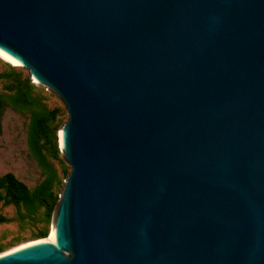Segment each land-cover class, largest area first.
<instances>
[{
	"label": "water",
	"instance_id": "obj_1",
	"mask_svg": "<svg viewBox=\"0 0 264 264\" xmlns=\"http://www.w3.org/2000/svg\"><path fill=\"white\" fill-rule=\"evenodd\" d=\"M0 55L70 169L0 264H264V0H0Z\"/></svg>",
	"mask_w": 264,
	"mask_h": 264
},
{
	"label": "rangeland",
	"instance_id": "obj_2",
	"mask_svg": "<svg viewBox=\"0 0 264 264\" xmlns=\"http://www.w3.org/2000/svg\"><path fill=\"white\" fill-rule=\"evenodd\" d=\"M19 89L45 109L44 132L40 138L45 165L42 166L28 149L29 113L5 106L0 116V177L12 174L29 190H33L51 170L54 184L52 196L46 200L47 205H50L57 202L70 171L63 161L57 141L59 129L67 120V113L59 99L35 84L26 70L0 59V97L4 100ZM52 215L47 217L44 206L26 209L18 203L11 191L0 189V253L47 239L52 226Z\"/></svg>",
	"mask_w": 264,
	"mask_h": 264
},
{
	"label": "trees",
	"instance_id": "obj_3",
	"mask_svg": "<svg viewBox=\"0 0 264 264\" xmlns=\"http://www.w3.org/2000/svg\"><path fill=\"white\" fill-rule=\"evenodd\" d=\"M5 106L18 111L29 113V126L27 132V145L31 155L38 160L42 166L45 165L44 156L41 153L40 138L44 132V122L46 117L45 109L28 94L19 89L13 96L0 97V116ZM1 134V125H0ZM54 176L51 170L46 178L33 190H29L24 184L19 182L12 174H5L0 177V189L6 188L16 197L18 203L26 209H33L36 206H44L47 217L53 213L56 202L47 205L46 200L52 196ZM45 237V236H43Z\"/></svg>",
	"mask_w": 264,
	"mask_h": 264
},
{
	"label": "bare ground",
	"instance_id": "obj_4",
	"mask_svg": "<svg viewBox=\"0 0 264 264\" xmlns=\"http://www.w3.org/2000/svg\"><path fill=\"white\" fill-rule=\"evenodd\" d=\"M0 59H1L3 62L7 63V64H10V65H12V66H17V65L13 64L12 62H10L9 60H7L6 58H4V57L1 56V55H0ZM58 136H59V133H58ZM58 144H59V143H58ZM50 235H51V230H50V232H49V237H50ZM49 237H48V238H49Z\"/></svg>",
	"mask_w": 264,
	"mask_h": 264
}]
</instances>
